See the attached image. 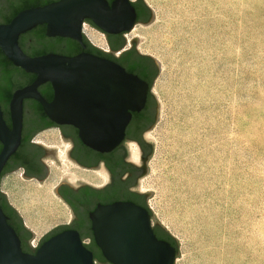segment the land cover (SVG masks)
<instances>
[{
	"label": "rangeland",
	"instance_id": "obj_1",
	"mask_svg": "<svg viewBox=\"0 0 264 264\" xmlns=\"http://www.w3.org/2000/svg\"><path fill=\"white\" fill-rule=\"evenodd\" d=\"M146 1L153 21L134 32L158 64V113L137 186L151 191L147 206L177 243L173 264H264V0ZM83 27L105 47L100 32ZM30 142L57 163L44 158L42 181L23 178L22 169L5 173L0 191L33 233L32 247L67 224L55 188L84 171L56 129Z\"/></svg>",
	"mask_w": 264,
	"mask_h": 264
},
{
	"label": "water",
	"instance_id": "obj_2",
	"mask_svg": "<svg viewBox=\"0 0 264 264\" xmlns=\"http://www.w3.org/2000/svg\"><path fill=\"white\" fill-rule=\"evenodd\" d=\"M134 17L128 0L111 3L107 0H54L22 9L9 22L0 23L3 54L13 65L35 74L30 84L15 89L11 95L8 104L10 127L0 107V173L21 142L24 99L36 100L51 121L76 128L80 141L87 147L108 152L123 139L130 117L128 110L142 106L148 89L146 82L126 72L113 60L89 52L81 51L71 56L60 53L29 56L18 44L19 35L45 24L46 36L68 37L84 48L82 37L88 39L83 31L85 19L104 31L118 32L129 29ZM46 82L53 91L50 101L38 90ZM29 101L25 100L24 104L28 121L31 119ZM30 143L36 148L41 146ZM49 151L51 155L46 157H52L57 163L55 153ZM47 173L46 165L43 178ZM21 175L29 178L24 173ZM143 193L148 196L151 191ZM7 218L0 206V264H95L92 252L83 245L75 230H63L50 236L34 253L24 252ZM89 219L95 244L107 261L113 264H173L177 251L168 241L156 237L152 226H161L146 208L130 201L97 204L89 212ZM65 225L54 226L38 242ZM163 232L167 233L164 229Z\"/></svg>",
	"mask_w": 264,
	"mask_h": 264
},
{
	"label": "flooded vegetation",
	"instance_id": "obj_3",
	"mask_svg": "<svg viewBox=\"0 0 264 264\" xmlns=\"http://www.w3.org/2000/svg\"><path fill=\"white\" fill-rule=\"evenodd\" d=\"M107 1L111 3L113 0ZM128 1L135 13L132 26L127 30L107 32L98 28L90 19H85L83 25L86 24L89 29L100 32L105 47L91 43L83 36L82 40L86 39L88 44L97 50L91 52L89 45L85 44L84 48L80 46L79 52L85 51L113 60L124 68L126 72L136 75L146 82L148 89L145 100L140 108L128 110L130 117L124 129V137L115 148L108 152H99L84 145L78 137L77 129L72 125H60L49 118L48 120L41 119L37 123L39 128L35 133L48 129H56L61 138L70 145L68 157L72 163H74L77 169L84 171L89 177H94L95 180H78L76 183L64 181L55 189L56 195L69 209L70 219L67 225L52 231L40 239L38 243H31L32 247L29 246L30 233L27 238L20 241L24 252L34 253L40 244L50 236L69 229L78 232L83 245L92 252L95 264H113L104 258L95 244L91 231L89 212L97 204H109L115 201H130L146 208L150 212L146 203L147 195L139 190L137 184L146 171V164L151 155L150 134L156 126L158 113V100L154 96L152 85L157 77L158 64L152 54L141 50V36L134 31L137 28H146L151 25L153 21V9L146 0ZM29 44L30 42L27 44L28 47L30 46ZM28 99L34 100L32 98ZM28 99H24L23 101V118L25 114V100ZM37 147L40 149V152L36 155L34 151L31 160L22 161L18 166L5 173L22 169L25 177L41 180L46 171L44 158L51 155V153L46 147ZM36 167H40L41 170H36ZM99 171H102L103 175L100 176L98 174ZM96 175L100 177L98 178ZM5 202L8 207H11L6 199ZM16 212L12 213L10 211L7 217L9 219L11 215H14L25 230L23 221ZM152 229L157 238L166 240L165 232H163L161 227L153 225ZM85 239L88 241L85 242Z\"/></svg>",
	"mask_w": 264,
	"mask_h": 264
},
{
	"label": "trees",
	"instance_id": "obj_4",
	"mask_svg": "<svg viewBox=\"0 0 264 264\" xmlns=\"http://www.w3.org/2000/svg\"><path fill=\"white\" fill-rule=\"evenodd\" d=\"M49 2H51V0H0V22H9L10 19L22 9L37 5H44ZM28 42H30L29 47L27 45ZM83 43L89 45L86 39H83ZM18 44L23 52L29 56H37L46 53H60L71 56L77 54L81 46L77 41L68 37L46 36L45 24L37 25L31 30L20 34L18 38ZM89 47L91 52L97 50L92 45H89ZM34 79V73L25 72L22 68L13 65L0 49V106L3 111V118L9 127L10 119L8 113V103L13 91L17 88L30 84ZM38 89L41 95L47 101L51 100L53 92L50 83H43L41 87H38ZM28 105L31 108V119L28 121L25 118L26 115L24 114L20 145L7 160L4 169L0 173V177L5 172L18 166L22 161L31 160L33 158L34 151L36 152V155L40 152L39 148L34 147L32 143H30V139L39 128L37 123L41 119L48 120V117L44 113L41 105L36 100L29 101ZM1 147L2 144L0 142V150ZM37 169L41 170L40 167H36V170ZM0 206L6 215H9L10 211H12V213L16 212L12 206H7L4 195L1 192ZM7 222L14 228L20 241L29 236L30 232L27 229H23L22 225L16 220L14 215H11L9 219L7 218ZM165 239L173 247H175L177 251L175 240L169 234H165Z\"/></svg>",
	"mask_w": 264,
	"mask_h": 264
},
{
	"label": "bare ground",
	"instance_id": "obj_5",
	"mask_svg": "<svg viewBox=\"0 0 264 264\" xmlns=\"http://www.w3.org/2000/svg\"><path fill=\"white\" fill-rule=\"evenodd\" d=\"M87 35H88L90 40H92V41L98 40V43L100 42V39L95 34L89 32V33H87ZM227 109H228V103H226V108H225V112L226 113L228 112ZM85 175H86L85 172H80L78 175L77 174H69L68 179L70 180V182L74 181L75 179L84 180L85 181L86 178H87ZM28 222L31 223L30 221H27V223Z\"/></svg>",
	"mask_w": 264,
	"mask_h": 264
}]
</instances>
